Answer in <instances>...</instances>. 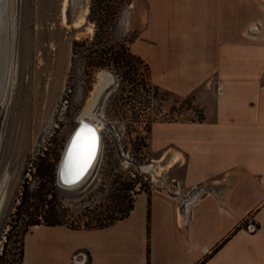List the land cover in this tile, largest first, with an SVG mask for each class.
<instances>
[{
    "label": "rangeland",
    "instance_id": "rangeland-1",
    "mask_svg": "<svg viewBox=\"0 0 264 264\" xmlns=\"http://www.w3.org/2000/svg\"><path fill=\"white\" fill-rule=\"evenodd\" d=\"M63 1L6 3L9 51L0 93V264L20 262L29 220L25 210L36 214L40 203L32 199L31 207L26 205L19 214L16 209L24 188L33 190L42 180L38 174L52 173L50 180L56 187L50 188L48 198L57 204L63 221L74 228H90L100 219L119 217L140 192L151 193L162 186L174 189L172 180L176 183L184 172L182 162L165 168L156 181L154 171L142 170V166L166 165L173 152L181 150L174 144L178 126L197 122L200 114L196 109L213 106L218 93L216 74L223 65L202 58L204 50H200L199 60L197 53L194 59L195 50L159 45L153 34L144 33L146 0H133L120 15L117 36L131 39V51L150 65L151 84L162 91L149 103L146 95L140 97L139 107L144 109L143 103H148L149 108L132 121L131 109L116 108L118 80L111 71L98 70L91 78L81 63L72 71L73 41L92 38L95 23L89 20L91 0H67L64 12ZM153 2L151 15L156 21L158 14L166 15L167 0ZM85 9V22L75 26ZM90 26L92 32H88ZM214 56L216 53L210 57ZM101 71L110 73L112 80L97 97L91 114L85 116L101 127L100 154L88 176L66 189L57 179L60 159ZM123 111L126 118L118 115ZM147 127H151L150 133ZM166 127L173 129L162 134L160 129Z\"/></svg>",
    "mask_w": 264,
    "mask_h": 264
},
{
    "label": "crops",
    "instance_id": "crops-1",
    "mask_svg": "<svg viewBox=\"0 0 264 264\" xmlns=\"http://www.w3.org/2000/svg\"><path fill=\"white\" fill-rule=\"evenodd\" d=\"M153 1L144 33L223 65L204 120L176 127L180 193L140 192L104 228L33 226L23 264H264V0H167L156 21Z\"/></svg>",
    "mask_w": 264,
    "mask_h": 264
},
{
    "label": "trees",
    "instance_id": "trees-1",
    "mask_svg": "<svg viewBox=\"0 0 264 264\" xmlns=\"http://www.w3.org/2000/svg\"><path fill=\"white\" fill-rule=\"evenodd\" d=\"M133 0H91L89 20L95 23V32L92 38H85L74 40L72 45V71L76 68L78 63H81L84 68L86 76L93 77L98 70H109L117 78L118 83V97L116 108L122 109L126 107L132 111V121L141 116L140 111H145L149 106L147 105L152 98H157L161 88L158 85L151 84L150 65L139 55L133 53L129 47L131 39L117 36L116 27L119 22L120 15L124 8ZM146 95L148 103L144 104V109H141L138 104H141L140 97ZM119 104V105H118ZM128 107V108H127ZM200 114L197 122L204 120V113L202 108L196 109ZM120 113L121 110H116ZM116 116V112H114ZM126 118V111L118 114ZM177 122L178 120H170ZM154 122V120H153ZM195 122V121H192ZM148 124V123H147ZM146 132H151V127L146 128ZM39 173V172H38ZM42 179L35 189L30 190L29 187L24 188L21 195V201L17 206L16 212H22L26 205L31 207V200L34 199L39 202L36 205L35 212H30L26 208V214L29 220L25 222V229L23 236L29 232L30 228L37 225L58 226L66 224L62 219V213L53 203L52 199L48 198L49 190L55 183L52 182V173L38 174ZM51 185V186H50ZM134 200L126 208L120 211L119 217L111 216L110 221L100 219L98 224L89 226L90 228H104L115 222V220L126 217L133 209ZM25 213V212H24ZM31 219V220H30ZM74 228V227H71ZM79 229V228H74ZM223 240L215 249L214 252L220 249L226 241ZM24 257V240L21 243V250L19 264H23ZM147 264H150L149 259Z\"/></svg>",
    "mask_w": 264,
    "mask_h": 264
},
{
    "label": "bare ground",
    "instance_id": "bare-ground-1",
    "mask_svg": "<svg viewBox=\"0 0 264 264\" xmlns=\"http://www.w3.org/2000/svg\"><path fill=\"white\" fill-rule=\"evenodd\" d=\"M66 4H67V0H64L63 1V12H64V10L66 8ZM4 11H5L4 2L1 1L0 2V92H1V89H2V81H3V77H4V68H3L4 64H3V62H4V58H5V49H4V42H3L4 36H3V34H4V31H5V27H6V21H5V18H4ZM84 13L85 14L87 13V9H85L84 12L79 16L78 20L75 23V26H81L85 22ZM62 18H63V21H65V17H62ZM88 32H92V27L91 26L88 27ZM110 81H111L110 74L102 72L101 75H100V82H99V84L96 85V88H95L94 92L92 93V96L89 98V100H88V102H87V104H86V106L84 108V111H83L82 115L80 116V121H82V123L86 124L85 123V121H86L85 120V116L91 114L93 106L95 105L96 99L99 96L100 91L102 90L103 86H105L108 83H110ZM86 122H87L86 125L91 126L92 128H94L97 131L100 130V128H101L100 125H98V124L92 123V122H90L88 120ZM71 137H72V135L70 136V138ZM70 138H69V140H70ZM69 140H68V142H69ZM68 142H67V144H68ZM67 144H66V146H67ZM64 152H65V150L63 151V154H64ZM63 154L61 156L60 162L62 160ZM97 158L95 159V161H94L92 167L90 168V170L88 171V173L81 180H79L75 184H72L71 186H65L64 185L63 187L66 188V189H70V188H74L77 185H79L88 176V174L90 173V171L92 170V168L96 164V162L98 160ZM180 158H181V154L179 152L175 151V152H173L171 158L169 159V161H168V163L166 165H158L156 167H155V165H148V166H144V168L145 169L147 168L146 170H151L152 172L154 171L153 176H154V180L156 181L157 180L156 177L159 176L160 173L165 168L172 167L174 164L179 162ZM162 164H164V163H162ZM59 167H60V163H59ZM59 167H58V169H59ZM61 173H60V179H61V181L63 183H66L65 179L62 178Z\"/></svg>",
    "mask_w": 264,
    "mask_h": 264
},
{
    "label": "snow or ice",
    "instance_id": "snow-or-ice-1",
    "mask_svg": "<svg viewBox=\"0 0 264 264\" xmlns=\"http://www.w3.org/2000/svg\"><path fill=\"white\" fill-rule=\"evenodd\" d=\"M98 148V135L88 125H82L74 135L67 151L62 169L66 183L78 181L95 159Z\"/></svg>",
    "mask_w": 264,
    "mask_h": 264
},
{
    "label": "water",
    "instance_id": "water-1",
    "mask_svg": "<svg viewBox=\"0 0 264 264\" xmlns=\"http://www.w3.org/2000/svg\"><path fill=\"white\" fill-rule=\"evenodd\" d=\"M1 1L4 2V9H5V11H4V18H5V21H6V27H5V31H4V34H3V36H4V38H3V42H4V49H5V58H4V62H3V64H4V66H3V68H4V77H3V81H2V87H3L4 81H5V77H6L7 65H8V51H9V25H8V18H7V12H6V3H7V0H0V2H1ZM101 73H102V71L98 73L97 84H99V82H100V75H101ZM105 73H106V72H105ZM108 74H110V73H108ZM110 77H111V80H112V75H111V74H110ZM110 82H111V81H110ZM109 84H110V83H108L107 85L103 86V88H102V90L100 91L99 94H101L102 91H103L104 89H106V88L108 87ZM1 91H2V89H1ZM0 93H1V92H0ZM95 103H96V102H95ZM94 107H95V105L93 106V109H94ZM93 109H92V110H93ZM86 121H87V120H86ZM86 121H85V123L87 124ZM83 124H84V123H82V121H79L78 126L76 127L75 131L72 133V137L70 138V140H69L67 146H66L65 149H64L65 152H64L63 157H62V160H61V162H60V167H59V169H58V177H57V179H58V184H59L60 186H62V187H63L64 185H65V186H71L72 184H75L76 182H78L79 180H81V179H82V178L88 173V171H89L90 168L92 167V165H93L95 159H96L97 157H99L100 149H101V140H102V137H101L100 130L97 131V130H95V129L93 128V129L95 130V132L97 133V135H98V148H97V152H96L95 159H94L93 162H92V165L88 168V170L84 173V175H83L78 181H76L75 183H63V182L61 181V179H60V173L62 172V169H63L64 160H65V157H66L67 151H68V149H69V147H70V144H71V141H72L74 135L76 134V132L80 129L81 125H83ZM86 124H84V125H86ZM97 159H98V158H97ZM142 170L147 171V170L144 168V166H142Z\"/></svg>",
    "mask_w": 264,
    "mask_h": 264
},
{
    "label": "built area",
    "instance_id": "built-area-1",
    "mask_svg": "<svg viewBox=\"0 0 264 264\" xmlns=\"http://www.w3.org/2000/svg\"><path fill=\"white\" fill-rule=\"evenodd\" d=\"M172 186L174 187V189L170 188L169 186H162L161 190L163 192H165L166 194H179L180 193V186L178 185V183H175V180H172ZM203 190V186H201L199 188V191ZM247 228L250 231H255L256 230V225L251 223L247 226Z\"/></svg>",
    "mask_w": 264,
    "mask_h": 264
}]
</instances>
